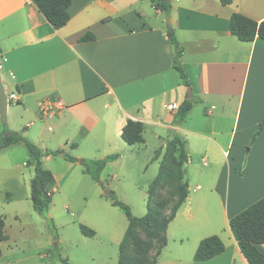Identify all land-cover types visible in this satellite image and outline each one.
Listing matches in <instances>:
<instances>
[{
  "label": "crops",
  "instance_id": "1",
  "mask_svg": "<svg viewBox=\"0 0 264 264\" xmlns=\"http://www.w3.org/2000/svg\"><path fill=\"white\" fill-rule=\"evenodd\" d=\"M71 1L70 19L57 29L34 0H0L1 77L8 112L14 105L20 119L9 113L7 127L31 136L37 126L32 140L38 144L50 137L66 146L89 140L107 155L119 139L131 151L150 147L164 153L172 132L179 134L189 163L197 154L204 155L205 165L211 158L209 185L199 183L191 192L189 184L164 233L166 244L154 241L150 257L155 264H184L183 253L187 264H249L229 222L264 197V131L246 148L264 120V40H239L230 32V18L241 13L261 22L264 0H170L168 14L152 0ZM168 29L183 49L181 61L191 70L198 104L206 106L203 112H194V106L178 123L168 105L189 98V87L173 67ZM89 32L95 39L81 41ZM44 101L53 105L48 115L40 111ZM128 120L143 123L144 142L129 145L122 139ZM18 144L0 152L5 157L0 158V193L9 201L12 192L2 187V174L19 165L9 156ZM177 220L173 238L182 244L163 261L167 230ZM211 235L220 236L224 252L195 261L200 241ZM189 237L192 244L182 250ZM257 246L264 253V244Z\"/></svg>",
  "mask_w": 264,
  "mask_h": 264
},
{
  "label": "rangeland",
  "instance_id": "2",
  "mask_svg": "<svg viewBox=\"0 0 264 264\" xmlns=\"http://www.w3.org/2000/svg\"><path fill=\"white\" fill-rule=\"evenodd\" d=\"M168 21L165 23L169 26ZM205 107L204 104H195L194 112H203ZM14 108V105H10L7 120L10 113L20 122L17 111L13 113ZM15 125L19 127V124ZM38 131L35 126L31 136L25 137L33 141V137L37 139ZM46 132L50 134L47 128ZM50 139L43 144L39 142L41 146L35 142L37 140L33 142L44 151L64 146L65 152L78 161L72 162L62 155L44 156V166L54 176V193L49 210L41 215L34 210L30 197L34 168L26 165L29 158L27 148L24 143L12 148L9 156L19 165L2 174V187L11 190L13 200H7L5 192H2L3 195L0 193V216L5 218L9 238L2 243L0 264H64L60 256L68 258L72 264H118L120 243L129 226V219L122 208L114 205L112 195L129 205L135 216H144L148 212V189L162 165L165 177L155 190L152 205L155 214L165 220L172 215L185 194L186 187L183 184L187 180L191 192L199 183L209 185L206 173L212 167L211 158L205 165L203 154L193 156L186 165L185 175L179 151L175 148H166L164 153L161 150L158 160H153L154 149L139 147L131 151L119 139L115 146L112 144V149H115L109 153L118 154V158L107 163L97 181L80 160L104 159L107 153L95 150L89 140L66 146L58 139ZM252 144L247 143L246 148ZM51 220L57 228L58 251L53 245L55 234ZM180 222H173L167 230L169 246L162 255L163 261L179 247L181 241H174L173 237L177 235ZM81 225L95 230V236L84 235ZM138 229L140 235L147 237L146 231ZM192 242V238L186 239L182 250H187ZM182 257L187 264V255L183 253Z\"/></svg>",
  "mask_w": 264,
  "mask_h": 264
},
{
  "label": "trees",
  "instance_id": "3",
  "mask_svg": "<svg viewBox=\"0 0 264 264\" xmlns=\"http://www.w3.org/2000/svg\"><path fill=\"white\" fill-rule=\"evenodd\" d=\"M39 10L44 14L46 19L57 29L67 24L70 19L68 9L71 5V0H34ZM232 0H222V3L227 4ZM154 6L167 14L171 10L170 0H152ZM230 32L237 36L239 40L250 42L256 38L264 40V20L258 22L241 13H233L230 18ZM167 35L174 47V69L180 75L182 83L193 89L192 98H186L172 112L174 122H182L186 120L195 104L201 103L202 100L196 93L190 68L181 61L183 49L176 39L173 29H168ZM95 36L92 33H87L81 37V41L94 40ZM144 125L140 121L128 120L123 127L121 137L129 145L144 142L143 137ZM264 131V120L260 123L258 130L255 132L251 144L256 137ZM173 138L167 142V150L175 148L179 151L180 161L185 170V163L188 162V153L186 149V140L179 134L172 132ZM18 143H24L28 151L27 166L34 168V176L31 179V201L35 211L41 215H45L49 210L50 204L53 200L52 183L54 176L50 170L45 168L43 164V157L49 155H62L66 159L75 162L78 161L68 155L63 148L57 150H42L35 143L30 141L21 133L11 130L4 125L3 131L0 132V152L4 149L12 147ZM161 153V148L157 149L153 160H157ZM118 154H109L104 159H81V163L85 166L86 171L97 181L100 180L101 172L106 167L107 163L118 158ZM186 175V171H184ZM164 167L161 165L159 173L152 181L148 189L147 205L148 212L144 216H135L129 205L117 199L114 195L113 203L125 211L129 219V226L120 243V258L118 264H155V259L150 257V250L154 246V241H157L161 246L166 244L167 239L164 233L169 222L176 215L177 210L184 203L187 195L189 183L188 180L183 184L186 187L185 194L177 203L176 209L170 217L162 220L159 214H155L153 209V197L155 190L161 181L164 179ZM183 177V174H182ZM181 178V177H180ZM180 185V186H183ZM179 187V185H178ZM50 220V218H49ZM52 223V220H51ZM230 228L235 239L238 242L241 252L248 260L249 264H264V253L258 248V244H264V197L254 202L243 211L233 216L230 219ZM54 230L53 245L58 251V233L57 228L52 223ZM141 228L146 231L147 237H143L139 233ZM81 232L89 237L95 236V230L86 225L80 226ZM8 234L6 232V222L3 216H0V258L2 257V243L7 241ZM225 250V244L218 235H211L203 238L193 256L195 261L209 260ZM60 256V254H58ZM64 264H72L68 258L60 256Z\"/></svg>",
  "mask_w": 264,
  "mask_h": 264
},
{
  "label": "water",
  "instance_id": "4",
  "mask_svg": "<svg viewBox=\"0 0 264 264\" xmlns=\"http://www.w3.org/2000/svg\"><path fill=\"white\" fill-rule=\"evenodd\" d=\"M165 1V0H161ZM193 90L191 87L188 88V97L191 98ZM8 94H7V84L1 77L0 69V113H1V122L3 125L7 123V113H8ZM109 193V191H107Z\"/></svg>",
  "mask_w": 264,
  "mask_h": 264
},
{
  "label": "built area",
  "instance_id": "5",
  "mask_svg": "<svg viewBox=\"0 0 264 264\" xmlns=\"http://www.w3.org/2000/svg\"><path fill=\"white\" fill-rule=\"evenodd\" d=\"M177 107H178V104L177 103H172V104H169L168 105V110L172 111V110H175ZM52 108H53V105L52 104H50L49 102L44 101L41 104L40 111H41V113L43 115H48L49 112H51Z\"/></svg>",
  "mask_w": 264,
  "mask_h": 264
}]
</instances>
